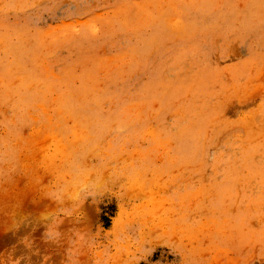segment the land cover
<instances>
[{"label": "rangeland", "instance_id": "1", "mask_svg": "<svg viewBox=\"0 0 264 264\" xmlns=\"http://www.w3.org/2000/svg\"><path fill=\"white\" fill-rule=\"evenodd\" d=\"M0 264H264V0H0Z\"/></svg>", "mask_w": 264, "mask_h": 264}]
</instances>
